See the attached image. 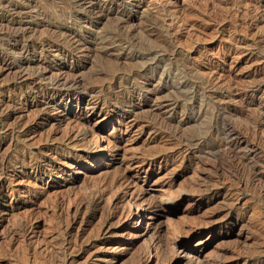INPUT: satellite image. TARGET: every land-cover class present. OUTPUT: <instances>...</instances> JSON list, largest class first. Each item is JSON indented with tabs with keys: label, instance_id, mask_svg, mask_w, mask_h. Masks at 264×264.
Instances as JSON below:
<instances>
[{
	"label": "rangeland",
	"instance_id": "rangeland-1",
	"mask_svg": "<svg viewBox=\"0 0 264 264\" xmlns=\"http://www.w3.org/2000/svg\"><path fill=\"white\" fill-rule=\"evenodd\" d=\"M0 264H264V0H0Z\"/></svg>",
	"mask_w": 264,
	"mask_h": 264
},
{
	"label": "bare ground",
	"instance_id": "bare-ground-1",
	"mask_svg": "<svg viewBox=\"0 0 264 264\" xmlns=\"http://www.w3.org/2000/svg\"><path fill=\"white\" fill-rule=\"evenodd\" d=\"M5 4H7V2L5 3ZM84 4V3H83ZM12 5V4H11ZM16 5V4H15ZM6 6V5H5ZM9 8H11V7H9ZM36 10V9H35ZM20 11V10H19ZM23 11V10H22ZM27 12V11H26ZM30 13V12H29ZM7 14V13H6ZM28 14V13H27ZM26 14V15H27ZM25 26V25H24ZM8 28V27H7ZM27 29V28H26ZM55 31H56V29H55ZM69 33V32H68ZM28 36V35H27ZM23 38H24V36H23ZM77 39V38H76ZM78 43V42H77ZM28 44V43H27ZM34 46H36V45H34ZM33 46V47H34ZM21 51V50H20ZM20 56V55H19ZM70 72V71H69ZM51 75V74H50ZM58 75V74H57ZM57 77V76H56ZM58 80H61V78H59ZM67 80V79H66ZM75 80H77V79H75ZM76 82V81H75ZM148 88V87H147ZM3 106V105H2ZM34 161V160H33ZM59 202V201H58ZM157 227V226H156Z\"/></svg>",
	"mask_w": 264,
	"mask_h": 264
}]
</instances>
